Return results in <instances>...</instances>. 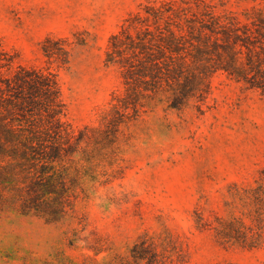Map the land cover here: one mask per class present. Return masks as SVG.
<instances>
[{"label":"rangeland","instance_id":"374dc122","mask_svg":"<svg viewBox=\"0 0 264 264\" xmlns=\"http://www.w3.org/2000/svg\"><path fill=\"white\" fill-rule=\"evenodd\" d=\"M163 1L0 0V58L11 59L10 71L54 72L65 121L75 130L96 127L121 87L119 69L106 63L110 37L143 6ZM207 1L239 14L252 6ZM46 39L67 42V65L48 62ZM203 109L158 106L124 129L117 156L97 162L94 173L78 156L85 175L75 212L58 224L2 215L0 264L102 263L127 257L142 235L166 233L181 251L177 264H264V244L223 246L200 226V218L223 214L230 184L252 183L264 172V94L217 74Z\"/></svg>","mask_w":264,"mask_h":264},{"label":"trees","instance_id":"16d2710c","mask_svg":"<svg viewBox=\"0 0 264 264\" xmlns=\"http://www.w3.org/2000/svg\"><path fill=\"white\" fill-rule=\"evenodd\" d=\"M244 12L219 11L207 0L148 3L130 15L108 42L106 63L120 71L99 125L75 130L65 121L66 105L57 75L0 58V217L16 213L47 224L75 212L85 173L118 154L124 129L158 106L199 113L211 80L223 74L248 90L264 94V0H244ZM65 40L46 39L49 63L67 65ZM5 61V62H3ZM8 69L4 73L2 70ZM223 214L203 222L221 245L258 249L264 244V172L252 183L228 186ZM182 254L173 237L140 236L127 257L84 264H177Z\"/></svg>","mask_w":264,"mask_h":264}]
</instances>
